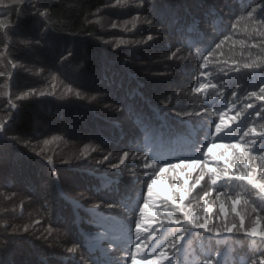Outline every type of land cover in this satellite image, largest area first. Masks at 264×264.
Returning <instances> with one entry per match:
<instances>
[{"label":"trees","instance_id":"trees-1","mask_svg":"<svg viewBox=\"0 0 264 264\" xmlns=\"http://www.w3.org/2000/svg\"><path fill=\"white\" fill-rule=\"evenodd\" d=\"M0 264H264V0H0Z\"/></svg>","mask_w":264,"mask_h":264},{"label":"rangeland","instance_id":"rangeland-1","mask_svg":"<svg viewBox=\"0 0 264 264\" xmlns=\"http://www.w3.org/2000/svg\"><path fill=\"white\" fill-rule=\"evenodd\" d=\"M105 220V219H102ZM116 220L115 218L111 219L109 221V224L104 225V228L101 229L99 232L93 233L91 235V237H93L94 239L96 238H100L106 243V248H113V246H115V242H122L125 237H126V232H124L123 230H118V228L115 227L114 225V221ZM103 248L105 247V245H101Z\"/></svg>","mask_w":264,"mask_h":264}]
</instances>
